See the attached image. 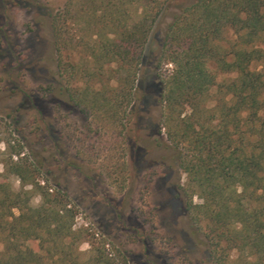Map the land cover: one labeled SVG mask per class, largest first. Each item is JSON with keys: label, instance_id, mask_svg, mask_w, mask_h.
<instances>
[{"label": "trees", "instance_id": "obj_1", "mask_svg": "<svg viewBox=\"0 0 264 264\" xmlns=\"http://www.w3.org/2000/svg\"><path fill=\"white\" fill-rule=\"evenodd\" d=\"M174 0H68L51 16L56 87L97 129L124 137L139 116L151 31ZM164 131L192 236L211 264H264V0H196L168 25L157 69ZM90 129V125L88 126ZM0 180V264H129L74 230L67 196L42 185L23 150ZM124 163V162H123ZM124 168H121V170ZM41 195L39 206L32 204ZM200 199L195 204L194 198ZM17 212V213H16ZM200 240H203L202 242Z\"/></svg>", "mask_w": 264, "mask_h": 264}, {"label": "rangeland", "instance_id": "obj_2", "mask_svg": "<svg viewBox=\"0 0 264 264\" xmlns=\"http://www.w3.org/2000/svg\"><path fill=\"white\" fill-rule=\"evenodd\" d=\"M195 1L174 0L154 25L138 77L139 116L123 137L112 125L98 130L56 87L51 16L68 0H0V180L5 176L20 189L7 164L18 161L15 151L22 149L41 184L67 196L76 211L74 230L91 234L81 245L86 256L105 241L129 264H211L208 249L192 236L178 188L185 175L172 165L161 131L158 72L166 76L172 66L157 69L168 25ZM41 203L35 195L32 204Z\"/></svg>", "mask_w": 264, "mask_h": 264}]
</instances>
